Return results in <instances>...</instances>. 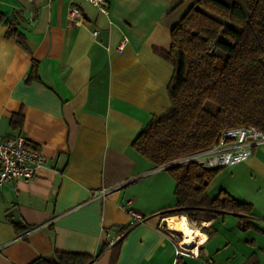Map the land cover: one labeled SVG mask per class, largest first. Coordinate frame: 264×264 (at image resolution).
Wrapping results in <instances>:
<instances>
[{"label":"crops","instance_id":"obj_1","mask_svg":"<svg viewBox=\"0 0 264 264\" xmlns=\"http://www.w3.org/2000/svg\"><path fill=\"white\" fill-rule=\"evenodd\" d=\"M179 1L109 0L106 16L87 0H0L20 37L0 21V135L23 134L44 155L35 177L0 189V264L55 251L97 256L93 264H264V143L208 187L252 204L247 227L231 213L198 226L186 217L205 235L198 258L175 252L169 220L184 215L160 213L176 202L173 177L131 145L170 108V32L195 0ZM128 200L144 217L132 225Z\"/></svg>","mask_w":264,"mask_h":264},{"label":"trees","instance_id":"obj_2","mask_svg":"<svg viewBox=\"0 0 264 264\" xmlns=\"http://www.w3.org/2000/svg\"><path fill=\"white\" fill-rule=\"evenodd\" d=\"M0 21L8 26L7 36L20 40L1 11ZM170 35L167 57L174 64L167 86L170 108L139 131L132 147L161 166L211 147L224 129L252 126L264 133V0H195ZM36 71L34 61L29 78H37ZM11 124L20 125L21 116L13 115ZM221 168L195 161L167 167L175 181L176 202L160 213L184 215L197 223L231 213L241 228L247 227L251 203L224 190L209 195L208 187ZM96 258L55 251L27 264H93Z\"/></svg>","mask_w":264,"mask_h":264},{"label":"built area","instance_id":"obj_3","mask_svg":"<svg viewBox=\"0 0 264 264\" xmlns=\"http://www.w3.org/2000/svg\"><path fill=\"white\" fill-rule=\"evenodd\" d=\"M95 6L100 13L108 15L109 0H87ZM71 18L79 15L76 6L69 9ZM96 33V32H95ZM264 143V133L260 130L248 126H239L224 129L219 135L218 141L211 147L177 158L170 163L159 166V168H167L186 161H195L203 166L211 168H220L237 162L244 161L251 153L254 145ZM44 162V155L41 151L31 146L27 138L23 134L13 136L0 135V189L9 181H17L19 179H31L36 175V169ZM107 190L102 188L100 195L105 197ZM128 200L123 209L130 215V224H135L143 220V216L131 210L128 206ZM204 240H197L193 246L184 245L182 233L175 250L176 255H189L194 258L199 257V246ZM210 264H215L209 260Z\"/></svg>","mask_w":264,"mask_h":264},{"label":"bare ground","instance_id":"obj_4","mask_svg":"<svg viewBox=\"0 0 264 264\" xmlns=\"http://www.w3.org/2000/svg\"><path fill=\"white\" fill-rule=\"evenodd\" d=\"M174 220V221H173ZM177 220V221H175ZM169 225L178 230L183 235L184 245L193 246L197 240L205 239V235L199 229L189 225L186 216L180 219L173 218L169 220Z\"/></svg>","mask_w":264,"mask_h":264},{"label":"rangeland","instance_id":"obj_5","mask_svg":"<svg viewBox=\"0 0 264 264\" xmlns=\"http://www.w3.org/2000/svg\"><path fill=\"white\" fill-rule=\"evenodd\" d=\"M223 1H225V2H229V3H232L234 0H223ZM190 3H191V1H190ZM190 3H188V4H190ZM189 223H190L191 225H193V226H198V225H199V223H197V222L194 221V220L189 221ZM198 229H199V228H198ZM207 230H208V232H209L210 234H212L214 228H210V229H207Z\"/></svg>","mask_w":264,"mask_h":264},{"label":"water","instance_id":"obj_6","mask_svg":"<svg viewBox=\"0 0 264 264\" xmlns=\"http://www.w3.org/2000/svg\"><path fill=\"white\" fill-rule=\"evenodd\" d=\"M12 214H13V220H15V221L19 220V216H18V214H17L16 209H13V210H12ZM180 234H181V233H180Z\"/></svg>","mask_w":264,"mask_h":264}]
</instances>
